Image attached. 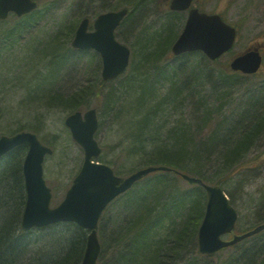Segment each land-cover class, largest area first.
Wrapping results in <instances>:
<instances>
[{"label": "rangeland", "instance_id": "rangeland-1", "mask_svg": "<svg viewBox=\"0 0 264 264\" xmlns=\"http://www.w3.org/2000/svg\"><path fill=\"white\" fill-rule=\"evenodd\" d=\"M135 1L38 0L37 22L13 43L9 44L7 41L0 45V137L23 130L32 131L43 143L53 149V153L47 155L44 162V177L52 189L53 207L64 199L84 161V149L73 138L70 128L65 123L67 116L76 110L85 112L90 108L97 109L99 128L95 136L103 151L96 159L112 166L122 177L151 165L145 164L147 157L145 153L129 152L132 147V137L129 133H132L134 123L138 122L141 115L143 116L147 111L144 107L136 112L133 107L134 99L140 95L143 81L153 72L149 70L146 73L145 68H142V72L134 75L133 64L141 61L140 54L143 51L140 52V49L149 41L150 36L165 37L169 34V30L174 29L178 37L186 24L188 11L172 10L169 7V0H140L139 4L142 7L136 8L117 28L116 36L131 49V59L127 70L113 80L103 79V61L98 52L88 50L82 53L72 45L75 31L83 17H90V30H93V22L99 14L108 10L132 7ZM194 4L203 11L220 13L227 22L238 26L239 38L235 47L219 59L213 61L206 56L197 55L202 59L196 60L198 61L196 67L189 66L185 70H178V74L174 76L169 72L166 76L167 81H160L155 85L158 87V96L152 103H160L165 96L168 97L167 100L162 101V112L155 117L154 133L159 136L157 145L163 143L162 140L166 138L171 127L181 123L192 124L200 119L201 122L204 121L200 104L196 101V97L200 94L210 98L207 105L212 110L223 107L218 118L226 115H231L230 119L239 118V113L247 109V105L255 96H260L259 105L264 106V64L255 75L242 72L233 74L236 82L226 89V94L222 91L224 96L219 97L214 89V80L217 79L216 74L221 70L222 63L231 61L251 44L264 40V0H195ZM20 18L16 14H11L7 19L0 20V38H3L7 30L19 22ZM56 45H60L62 49L59 55L64 54L65 51L69 57L66 62L57 64L58 53L51 49ZM175 57L177 56L174 55L172 59L178 67V59ZM203 70L213 71L214 75L209 76V73H203ZM185 81L188 83L185 84ZM172 82L184 89L179 102L174 94L169 95ZM88 84V88L91 89L87 95L77 107H72L74 103L70 97ZM109 94L114 96V103L112 102L111 106L106 103ZM148 104L147 109L150 107ZM237 110L241 112L235 113L234 111ZM247 116L248 114L243 113L242 117ZM246 119L248 118L243 120ZM213 125L214 123L197 131H200L201 136L208 135L213 130ZM151 144L150 140L148 149L154 146ZM246 159L245 163H239L228 170L222 166L220 169L214 167V164L220 162L210 163L206 168L210 178L231 176L223 184V188L233 200V205L239 214L233 234L245 232L264 222L262 221L264 220V135L257 141ZM192 166L190 168H196L195 165ZM187 171L190 175H197L191 169ZM180 181L187 182L185 179ZM183 183L181 185L185 186ZM120 207L119 204L111 203L104 215L109 217L111 213L121 209ZM102 224L105 222L101 219L98 226L100 241ZM39 238L40 236L37 239ZM224 238L230 239L232 235H226ZM246 241L250 242V240ZM244 244L245 240L239 242V245L211 254L210 257L196 258L202 264H217L240 252ZM104 249L109 250L101 253L99 264L100 262L104 264V260L107 259V264H111L113 250L111 247ZM106 252H109V256L102 258Z\"/></svg>", "mask_w": 264, "mask_h": 264}, {"label": "trees", "instance_id": "trees-1", "mask_svg": "<svg viewBox=\"0 0 264 264\" xmlns=\"http://www.w3.org/2000/svg\"><path fill=\"white\" fill-rule=\"evenodd\" d=\"M139 3L140 0H136L134 6L128 7L129 13L126 17L136 8L142 7ZM38 19L36 11L21 17L19 22L11 26L4 37L0 38V45L3 42L8 41L10 44L16 41L17 37L33 26ZM176 34L174 29H171L165 37L150 36L149 41L145 45L143 43L144 46L140 49V52L143 51L140 54L141 61L133 64L134 75L142 72V68H145L146 73L149 70L153 72L143 81L141 93L134 99L133 107L136 112L144 107L147 111L134 123L132 133H129L132 137L129 152L145 153V157L147 156L145 164L168 165L184 173L191 169L205 182L212 181L211 184L223 187L231 176L210 178L207 165L220 162L214 164V167L220 169L222 166L228 170L246 162V156L264 135V106L259 105L260 96H255L246 110L234 111L241 112L239 118L230 119L231 115L218 118L223 107L212 110L207 105L210 98L200 94L196 101L200 104L204 121L201 122L200 119L192 124L181 123L171 127L166 138L162 140L163 143L157 145L159 136L154 133L155 117L162 112L163 102L168 97L165 96L163 102L152 103L158 96V87L155 85L160 81H167L166 76L169 72L174 76L178 74V70H185L189 66L196 67L198 65L196 60L202 59L197 55L205 56L200 51L182 54L175 57L179 63L177 67L172 59L174 55L170 51L177 38ZM51 49L57 51L58 55L62 51L60 45ZM63 53L56 56L57 64L69 59L65 51ZM220 69L216 74L217 79L214 80V89L218 96L222 97L223 92L226 94V89L235 84L233 74L237 73L232 72L229 60L222 63ZM202 72L209 73V76L214 75L213 71ZM175 83L178 84L176 81ZM175 83L172 82L169 95L174 94L179 102L184 89ZM186 83L188 82L185 81ZM88 87L89 84L70 97L74 103L72 107L75 108L81 103L82 98L91 89ZM59 96L63 97L57 95ZM107 97L106 103L111 106L112 102L114 103V96L109 94ZM145 103L150 105L148 109ZM243 113L248 116L242 117ZM245 118L248 119L245 121L243 120ZM212 123L213 130L208 135L201 136L197 129L207 128ZM150 140L154 146L148 149ZM27 151V146H18L0 159V264H81L89 233L86 229L74 222H61L29 231H25L21 226L26 204L23 162ZM192 164L196 168H190L193 167ZM180 179L184 180L174 171L151 173L112 202L121 205V209L116 213H111L107 217L104 212L108 207L105 209L101 217L105 222L101 228V245L103 249L111 247L113 250L111 264H202L196 257L211 256L201 254L197 248L198 230L207 202L205 189L200 185L183 183ZM182 183L185 186H182ZM231 202L233 204V200ZM108 250H101V253ZM105 256H109V252L102 258ZM107 261L108 259L104 260V264H107ZM217 264H264V231L245 239L240 252Z\"/></svg>", "mask_w": 264, "mask_h": 264}, {"label": "water", "instance_id": "water-1", "mask_svg": "<svg viewBox=\"0 0 264 264\" xmlns=\"http://www.w3.org/2000/svg\"><path fill=\"white\" fill-rule=\"evenodd\" d=\"M193 0H171L173 10H189L188 19L182 33L172 46L175 55L196 50L203 51L215 60L230 51L236 44L238 31L227 23L220 14H209L192 7ZM37 7L35 0H0V19L10 12L22 16ZM128 8L107 11L100 14L90 31L89 18H84L77 29L73 46L80 49H95L102 57L104 80L114 79L123 74L131 58V49L121 43L115 34L117 27L128 14ZM263 61L259 47L239 54L231 61V68L246 74L259 71ZM73 138L85 152L83 165L74 178L63 201L51 206L52 189L44 177V161L53 149L44 144L38 135L31 131H21L0 137V158L18 146H27L28 152L23 162L26 188V204L22 217V227L29 230L59 222H76L89 230L87 245L81 264H97L101 243L98 235V222L105 208L119 195L129 190L135 182L148 174L173 170L168 165H149L137 169L129 176H118L114 169L96 160L102 147L95 134L99 128L96 108L85 112L76 111L66 120ZM191 184L202 185L207 193V204L203 221L198 231V248L203 254H213L223 248L264 230V223L243 234H235L232 239L224 236L231 233L238 219V212L231 204L220 185L204 182L197 176L181 173Z\"/></svg>", "mask_w": 264, "mask_h": 264}, {"label": "flooded vegetation", "instance_id": "flooded-vegetation-1", "mask_svg": "<svg viewBox=\"0 0 264 264\" xmlns=\"http://www.w3.org/2000/svg\"><path fill=\"white\" fill-rule=\"evenodd\" d=\"M255 47H259L260 48V51H261V53L263 54V57H264V40L257 41L255 44H251V46H249V48H255ZM249 48H247V49H249Z\"/></svg>", "mask_w": 264, "mask_h": 264}]
</instances>
